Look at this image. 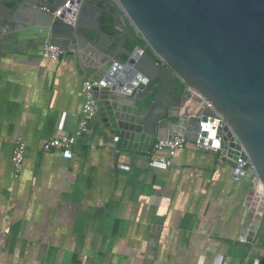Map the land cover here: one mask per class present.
Instances as JSON below:
<instances>
[{"label": "crops", "instance_id": "crops-1", "mask_svg": "<svg viewBox=\"0 0 264 264\" xmlns=\"http://www.w3.org/2000/svg\"><path fill=\"white\" fill-rule=\"evenodd\" d=\"M41 48H0V264H264V215L252 241L237 238L250 178L216 151L187 139L161 171L164 151L119 140L98 112L69 151H44L74 133L85 75L70 54L53 61Z\"/></svg>", "mask_w": 264, "mask_h": 264}, {"label": "water", "instance_id": "water-1", "mask_svg": "<svg viewBox=\"0 0 264 264\" xmlns=\"http://www.w3.org/2000/svg\"><path fill=\"white\" fill-rule=\"evenodd\" d=\"M101 1L0 0V48L59 46L85 77L106 81L97 112L119 140L150 150L156 139L200 133L233 176L264 187V0ZM186 87L212 109L179 115Z\"/></svg>", "mask_w": 264, "mask_h": 264}, {"label": "built area", "instance_id": "built-area-1", "mask_svg": "<svg viewBox=\"0 0 264 264\" xmlns=\"http://www.w3.org/2000/svg\"><path fill=\"white\" fill-rule=\"evenodd\" d=\"M67 5V3L65 4ZM59 10L55 13L57 14ZM62 50L59 46L49 43L47 40L42 43L41 56L49 60H58L62 55ZM106 81L104 78H90L85 77L81 82V92L83 95V103L81 112L78 120L77 127L72 134H59L54 135L46 139L42 144L44 151H50L54 148H60L65 151H69L71 145L75 142L77 136L86 132L90 122L97 113V100L96 89L104 88ZM210 108L212 104L207 101L200 93L186 87L179 107V115L181 116H193L197 112ZM201 115V114H200ZM216 118L220 120V124L224 122L222 118L216 114ZM203 122L200 121V126ZM220 138V137H218ZM200 133L197 134L194 140L198 146L209 148L218 153L217 160L219 163L229 161V158L222 153L221 148H217L214 145L205 144L199 141ZM187 142V138L182 133H176L170 138H159L156 139L151 145V151L159 152L164 151V154L155 158L153 167L158 168L161 171H167L172 165V156ZM25 155V144L22 138L18 137L14 140L12 148L11 162H12V173L14 177H17L22 169ZM236 163L245 165L246 160L237 158ZM246 177V173L242 174L241 178H237V174L234 176L236 179H243ZM242 206L245 209V214L241 223L240 231L237 238L241 241H252L262 217L264 215V187L256 178L249 179L248 185L245 188L242 199Z\"/></svg>", "mask_w": 264, "mask_h": 264}, {"label": "flooded vegetation", "instance_id": "flooded-vegetation-1", "mask_svg": "<svg viewBox=\"0 0 264 264\" xmlns=\"http://www.w3.org/2000/svg\"><path fill=\"white\" fill-rule=\"evenodd\" d=\"M101 3L105 4L103 0L101 1ZM106 6H108V5H106ZM109 8H110V6H108V9H109ZM140 43H142V42L140 41Z\"/></svg>", "mask_w": 264, "mask_h": 264}]
</instances>
